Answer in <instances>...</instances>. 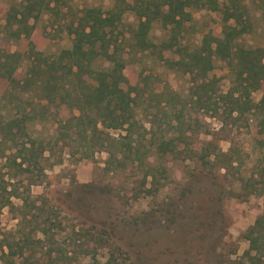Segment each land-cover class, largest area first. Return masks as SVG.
I'll list each match as a JSON object with an SVG mask.
<instances>
[{
  "label": "rangeland",
  "instance_id": "1",
  "mask_svg": "<svg viewBox=\"0 0 264 264\" xmlns=\"http://www.w3.org/2000/svg\"><path fill=\"white\" fill-rule=\"evenodd\" d=\"M39 1L48 8L28 21L33 29L23 45L30 42L33 54L47 59L70 48L69 28L82 10L106 13L121 6L116 0ZM239 2L248 27L235 43L264 48V0ZM22 4L0 0V54L23 53L10 36L14 28L9 30L5 22L6 12L20 10ZM120 10V21L111 31L121 40L123 75L140 94L127 139L123 130L99 124L97 140L76 135L77 110L50 106L41 115L33 88L20 95L21 89L19 93L0 81V92L9 91L1 114L5 109L11 114L33 109L28 134L46 144L28 188L10 180L0 158V258L9 245L29 264H249L244 235L264 214L258 174L264 169V136L258 126L264 84L249 95L255 110L242 107L240 115L227 116L221 97L231 77L225 62L214 59L215 94L209 109L195 105L188 74L165 68L153 53L128 52L136 23L129 11ZM187 11L191 20L178 35L187 50L200 44L205 28L218 32L224 25L218 11ZM166 37L158 24L147 35L153 44ZM31 62L21 61L13 78L23 79ZM105 66L100 61L94 65ZM214 102L219 108L215 113L210 110ZM125 143L137 147L136 154H122ZM223 165L227 170L220 169ZM13 186L19 199L7 198Z\"/></svg>",
  "mask_w": 264,
  "mask_h": 264
},
{
  "label": "trees",
  "instance_id": "2",
  "mask_svg": "<svg viewBox=\"0 0 264 264\" xmlns=\"http://www.w3.org/2000/svg\"><path fill=\"white\" fill-rule=\"evenodd\" d=\"M116 1L121 5L120 8L133 15L136 23L126 46L128 52L153 53L165 68L188 74L192 85L190 95L195 105L209 109L207 105L215 94L216 80L212 74V64L216 59L225 62L231 77L230 88L221 97L227 104V116L240 115L242 107H245L244 111L256 109L249 101V95L264 84V48H244L235 43L248 27L246 12L239 0ZM47 8V4L42 5L39 0H23L20 10L6 12L7 28H14L10 36L18 40L24 50L22 54H0V81L6 82L9 89H17L18 92L21 89L20 95L25 89L33 88L41 115L50 106H67L69 110H77L76 135L81 133L83 137L97 140L96 125L99 124L106 130H123L127 139L135 125L133 107L140 94L134 86L136 84H130L123 75L126 67L121 58V40L113 36L111 31L119 23L122 10L118 7L106 13L93 8L82 10L69 28L70 48L61 50L55 58L47 59L33 54L30 42L23 45L33 29L28 21L36 20L42 10ZM187 9L218 11L224 22L218 32L210 26L205 28L200 44L192 50L181 46L178 37L184 24L191 20ZM230 20L233 24H228ZM153 24H158L167 33V37L157 44L147 38ZM21 61L34 62H31L23 79H14L12 74ZM99 61L106 66L94 67ZM8 95L9 91L0 92V104ZM260 103L264 104V98ZM215 106L214 102L213 108H210L214 113L219 110ZM29 110L22 108L17 114H11L7 109L1 114L0 110V158L6 162L10 180L16 184L24 182L27 188L34 183L30 175L36 169L39 171L38 158L44 153L46 145L44 140L32 139L28 134L26 124L32 121L31 113L34 112L33 109ZM66 123H69L68 120ZM258 126L259 134L264 136V113ZM163 145L164 141H161L158 149L162 150ZM136 149L130 143H125V153H121L136 154ZM6 152L10 154L6 155ZM106 153L111 157L110 152ZM199 158L202 163H207L205 154ZM220 169L227 170V166H220ZM258 174L264 185V169ZM253 182L250 186H253ZM6 195L7 198L19 197L14 186ZM3 205L0 204V207ZM23 215L21 219H24ZM244 239L248 242V250L244 253L246 261L249 264H264V214L254 221ZM6 249L7 252L0 258L3 264H29L11 246L7 245Z\"/></svg>",
  "mask_w": 264,
  "mask_h": 264
}]
</instances>
